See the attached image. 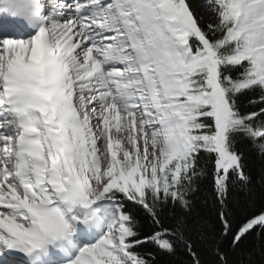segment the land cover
I'll return each mask as SVG.
<instances>
[{"label": "snow or ice", "instance_id": "1", "mask_svg": "<svg viewBox=\"0 0 264 264\" xmlns=\"http://www.w3.org/2000/svg\"><path fill=\"white\" fill-rule=\"evenodd\" d=\"M253 152L264 0H0V264H264Z\"/></svg>", "mask_w": 264, "mask_h": 264}, {"label": "trees", "instance_id": "2", "mask_svg": "<svg viewBox=\"0 0 264 264\" xmlns=\"http://www.w3.org/2000/svg\"><path fill=\"white\" fill-rule=\"evenodd\" d=\"M249 168L251 170V174L255 178L254 182V191H259L261 187L260 177L262 174H264V168H262L260 157L257 153L253 152L249 155L248 159ZM209 186L205 185V191L203 193L204 196H209V192L207 191V188ZM237 191H239L237 189ZM210 199V197H209ZM198 208L196 210V218L192 219V224L194 228L196 226H200L197 230L191 231V235L193 236L194 241L196 242V250L201 255V258L208 264V262L211 260V257L214 255V249L212 245H210L208 242H206L204 236L202 234H199L202 232L203 225L201 224L200 217H205V223L209 230H211L212 222L214 220V213L212 212V206L210 203H205L203 199H201L198 202ZM169 223H171V218L169 217ZM141 226L144 228V230L148 229V225L143 221L141 218ZM260 243L259 239H251L247 242L246 247L251 248L252 246H258ZM234 264H239V261L241 259L247 260L249 257L246 254L237 253L230 257ZM178 261H182L183 264H187V257L184 253V249L181 248L179 250L178 256L176 257ZM258 259V257L256 258Z\"/></svg>", "mask_w": 264, "mask_h": 264}]
</instances>
